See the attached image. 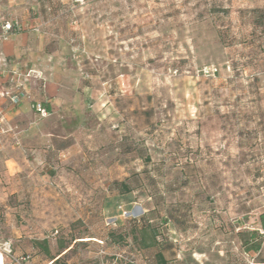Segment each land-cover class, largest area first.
I'll return each mask as SVG.
<instances>
[{
    "label": "rangeland",
    "instance_id": "rangeland-1",
    "mask_svg": "<svg viewBox=\"0 0 264 264\" xmlns=\"http://www.w3.org/2000/svg\"><path fill=\"white\" fill-rule=\"evenodd\" d=\"M8 19L30 78L63 85L55 135L0 169L21 264H264L240 237L264 211V0H0Z\"/></svg>",
    "mask_w": 264,
    "mask_h": 264
},
{
    "label": "crops",
    "instance_id": "crops-1",
    "mask_svg": "<svg viewBox=\"0 0 264 264\" xmlns=\"http://www.w3.org/2000/svg\"><path fill=\"white\" fill-rule=\"evenodd\" d=\"M0 22V32L5 21ZM23 23V22H21ZM30 31L23 29L0 42V60L3 72L0 74V169L6 173H18L24 163H30L31 143L43 142L46 137L55 135L51 130L57 112L53 104L63 91L62 83L55 79L41 80L25 78L23 80L27 95L14 105L4 96L9 86L8 74L18 65L22 71L30 70ZM39 71V70H38ZM42 73V71H39ZM43 74V73H42ZM47 102L51 110L41 115L35 105Z\"/></svg>",
    "mask_w": 264,
    "mask_h": 264
},
{
    "label": "built area",
    "instance_id": "built-area-1",
    "mask_svg": "<svg viewBox=\"0 0 264 264\" xmlns=\"http://www.w3.org/2000/svg\"><path fill=\"white\" fill-rule=\"evenodd\" d=\"M24 29V24L19 20L5 21L0 32V42L8 39L12 34L20 32ZM3 72L0 60V74ZM25 78H30V70L22 71V68L16 65L8 74L9 86L4 91V96L14 105L19 104L27 92L23 84ZM36 110L43 116L47 115V110L42 105H35ZM6 258H11L21 264V260L13 256L11 246L8 242H0V264H5Z\"/></svg>",
    "mask_w": 264,
    "mask_h": 264
},
{
    "label": "trees",
    "instance_id": "trees-1",
    "mask_svg": "<svg viewBox=\"0 0 264 264\" xmlns=\"http://www.w3.org/2000/svg\"><path fill=\"white\" fill-rule=\"evenodd\" d=\"M42 107H44L46 110H51V105L47 102L41 103ZM123 192H131V187L126 182L120 183ZM259 228L256 229H249V230H243L240 232V237L242 241V246L244 247L245 251H255L258 252L261 250L263 242H264V211L259 214ZM140 241H142V244L145 247H151L157 243V232L154 229V227L150 224H147L146 226H142L140 228ZM39 244L47 250L48 248L46 244L39 242ZM68 246L64 247V250ZM157 257L159 259V264H167V261L164 257V255L161 252L157 253ZM51 257V260L53 263L57 261L59 258ZM55 260V261H54Z\"/></svg>",
    "mask_w": 264,
    "mask_h": 264
}]
</instances>
